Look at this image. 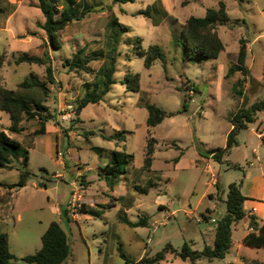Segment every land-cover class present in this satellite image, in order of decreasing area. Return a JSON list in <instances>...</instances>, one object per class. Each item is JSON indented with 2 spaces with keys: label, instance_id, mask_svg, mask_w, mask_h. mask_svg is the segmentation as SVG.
<instances>
[{
  "label": "rangeland",
  "instance_id": "obj_1",
  "mask_svg": "<svg viewBox=\"0 0 264 264\" xmlns=\"http://www.w3.org/2000/svg\"><path fill=\"white\" fill-rule=\"evenodd\" d=\"M95 1L104 9H97L84 19L69 23L60 34V48L50 47L44 38L41 41L40 33L45 34L37 26L28 31L32 35L29 45L22 40H5L8 33L0 29V55L4 53L3 60L10 63V66L5 64L0 72L7 78L6 86L16 89V83L29 74H35L41 81L45 78V65L28 62L17 65L12 61L13 58H9V51L16 48L41 55L47 52L55 83L48 84L50 90L47 97L38 89L34 95L44 97V103L52 112L57 109L75 112L78 98L85 91V84L93 79L92 75L81 70H71L64 63L82 47L88 53L99 49L103 44L106 23L111 16H116L129 27L123 39L140 36L145 48L150 44H159L164 57L156 59L151 67L146 68L143 58L129 52L126 44H122L123 54L118 58L116 82L101 101L82 108L80 125L74 122L63 130L65 134L72 132L74 137L69 143L62 140L59 144L62 153L58 160L63 157L68 163L66 168L58 163L54 154L46 151L42 142L44 136L32 134L39 126L37 119L24 120L25 130L14 134L8 131V113L0 111V130H5L24 146L34 140L33 146L26 148L27 169L33 173L31 178L25 186L16 187L12 196L8 188L0 189L4 191L0 195V217H6L0 218V231L7 233L10 251L20 257L40 248V237L45 226L52 220L60 221L72 249L66 264H125L118 247L131 259L141 258L146 251L154 255L168 242L180 249L183 242L187 241L199 249L202 246L201 233L206 232L205 237H208L209 224L203 226V222H196V218L210 202L208 192L218 190L217 197L226 198L228 184L243 180L244 169L251 167L248 161L256 166L261 165L264 170V146L260 148L258 138L247 128L240 130L238 144L227 151L222 163L208 153L209 149L225 146L227 131L231 127L228 114L242 104V97L234 89L237 80L243 79L242 74H225L236 59L240 38L252 40L258 35L260 41L264 42V0H222L231 18L226 24L216 26L225 49L217 58L205 59H187L182 41L178 38L182 25L190 15L203 16L207 8H217L221 0ZM17 2L19 0L9 4L0 0V28ZM149 6L152 8L148 14L146 10ZM31 14V11L20 6L10 18L13 28H18L25 17L29 18ZM254 49L258 50V46ZM127 52L129 56H126ZM17 54L12 52V55ZM101 62L98 59L91 60L89 66L97 69ZM128 70L140 75V90L137 92L129 90L124 83V75ZM263 73L264 61L262 64L256 63L252 76L248 74L236 86V89L243 90L247 104L263 98L264 78L261 77L260 82L254 79V75L263 76ZM184 101L185 111L165 117L154 127L146 125L147 103H154L166 111H176L182 108ZM67 105H71V108H67ZM257 114L264 119L262 111ZM69 122H73L72 118ZM255 125L252 123L253 127ZM80 128H83L82 131H79ZM119 129L129 132L126 133V140L118 147L115 146V140L100 135V131L109 134ZM261 129L264 130V124ZM90 131L95 134H89ZM149 136L154 137L157 143L151 170L146 171L141 167ZM91 145L105 150L97 152L90 148ZM110 148H124L133 155L129 172L122 174L125 178H121L114 189L111 190L104 179L90 184L88 175L83 172L77 177L79 166L89 167L107 162ZM253 149L258 151L259 160L252 152ZM198 153L204 158L195 164ZM22 154L23 151L12 161L14 168H0V181L14 183L18 180V169L15 167L19 166ZM179 156L181 161L176 163L178 160L175 158ZM233 164L240 168L233 167ZM41 169H45V172ZM59 172L64 174L63 179L53 177L52 174ZM77 178V182L83 186L81 198L74 205H69L67 201L72 197L70 182ZM215 179L218 187L213 184ZM134 183L147 188V192L138 191ZM87 186L89 190H98V196L108 197L106 207H103L105 203L97 204L90 193L85 194ZM164 192L171 201L167 211L160 208L166 205L156 203V196ZM128 200H132L135 205L128 211V217L146 215L152 220L157 219L158 224L139 226L137 230L122 221L119 218L123 216L121 209L127 206L130 202ZM221 204L225 211L223 200ZM63 207L69 217H84L82 213L91 214L90 209L100 214L71 220L60 214ZM242 232L241 224L233 225L232 239L238 238ZM242 249L248 257H264V249L247 246H242ZM230 250H236L234 241ZM169 258L174 259L172 255ZM212 260L210 262L201 258L196 264H223L222 258Z\"/></svg>",
  "mask_w": 264,
  "mask_h": 264
},
{
  "label": "trees",
  "instance_id": "obj_2",
  "mask_svg": "<svg viewBox=\"0 0 264 264\" xmlns=\"http://www.w3.org/2000/svg\"><path fill=\"white\" fill-rule=\"evenodd\" d=\"M115 2L124 3L134 0H114ZM99 2L95 0H37L36 6L40 9L43 20L37 21V27L41 29L47 43L52 48H60V34L64 28L73 21L84 19L89 13L97 9L103 10ZM99 7V8H97ZM149 6L146 10L148 13ZM142 12V11H140ZM149 14V13H148ZM230 16L226 9L224 1H219L218 7H209L203 16L190 15L184 24L178 38L182 41L183 50L187 59H205L217 58L221 51L224 50V43L216 29L218 24H226L230 21ZM129 30V27L121 23L116 16H111L105 26L102 46L93 52H86L85 48L78 49L74 54L67 58L64 65L69 69L81 70L92 75V81L85 84V91L78 98L76 110L81 111L88 104L98 103L104 98V95L110 90L111 85L116 82L115 72L120 55L123 54L122 44L125 43L129 52L143 58V65L146 68L151 67L156 59H163L164 52L159 44H150L144 47L143 39L140 36L127 37L123 39V34ZM4 54V53H3ZM0 55V65L3 62L4 55ZM247 49L245 40L240 38L239 49L235 61L229 65L225 76L241 73L243 79H238L236 86L241 84L249 74V69L245 63ZM126 56H129L128 52ZM102 60L97 69L89 66L91 60ZM12 61L16 64L28 62L33 64L45 65V78L41 81L36 75L29 74L16 89L8 88L0 75V111L6 112L10 118L8 131L14 134H20L25 130L24 120L37 119L39 126L33 130V135L43 134L46 130L47 122L55 120L56 113L51 112L49 106L44 103V97L48 96V84H54L53 69L51 60L47 52L42 56L22 53L14 57ZM126 87L134 92L140 90V75L137 72L128 70L124 75ZM235 92L243 98V90L236 89ZM40 90L44 97L38 98L34 91ZM235 111L228 114L232 128L227 133L226 144L222 148L209 149L208 153L218 162L225 160V155L230 148L238 144L237 135L240 130L248 127L256 119L260 111H264V98L258 99L250 104L241 100ZM146 125L154 127L165 117L173 116L186 110V102H183L182 108L176 111H166L154 103H147ZM80 116H74L76 121ZM101 132V131H100ZM125 129L114 131L110 135L101 132V136L115 140L117 143L126 140ZM89 134H95L90 131ZM34 140H31L24 146L19 140L14 139L5 130H0V168L12 169L13 160L18 158L23 151L18 169V180L14 183H3L0 186L11 188H21L26 185L33 173L27 169L28 165V148L33 146ZM157 140L149 136L146 140L145 152L142 169L151 170L153 163V154L155 152ZM25 148H24V147ZM27 148V149H26ZM97 148V147H94ZM133 155L125 149L111 150V159L109 162L99 168L98 175L104 179L110 188H114L120 181L121 175L127 172L131 164ZM240 168L239 165H232ZM45 172V169H41ZM218 187V182H216ZM242 180L228 184L226 194L225 212L216 219L214 226V243L213 245H204L201 250L193 249L191 245L184 241L180 249H176L171 243H166L164 247L154 255L148 252L139 259L134 261L130 259L123 250L118 247L119 254L125 262L133 264H160L167 260L171 255L182 261L196 264L201 258L212 260L214 258H224L231 247L232 226L238 223L246 212L243 208V202L246 197L241 192ZM137 190L147 192V188L135 185ZM66 208L62 209V214H66ZM202 219L207 220V215L202 214ZM131 226H146L147 216H139V220L129 222ZM249 224L256 228V231L249 232L244 238L245 245L253 248L264 247V219L259 224L254 215L249 216ZM71 255V246L67 232L62 228L57 220L50 221L48 227L41 235V247L35 252L25 254L21 257L16 256L10 251V245L6 232L0 231V264H65ZM247 264H263L257 259H252Z\"/></svg>",
  "mask_w": 264,
  "mask_h": 264
},
{
  "label": "crops",
  "instance_id": "obj_3",
  "mask_svg": "<svg viewBox=\"0 0 264 264\" xmlns=\"http://www.w3.org/2000/svg\"><path fill=\"white\" fill-rule=\"evenodd\" d=\"M5 1L8 2L9 4H15L16 3V0L15 1H12V0H8L7 1V0H5ZM36 2H37V0H32V1H30V0H19V2H17V5L11 10V12H9L8 16L3 21L2 27L0 28V29H3V30H6V32L8 33L7 37H4L5 40H7V41H9V40H22L24 43H28V45H29V43L31 42L32 35L29 34L28 31L34 29L37 26V21H42V18H43L41 11L40 12L38 11L40 9L36 6ZM20 6H22L26 11H31V13H32L31 15L32 16L29 17V18L25 17V19L23 20V23L18 25L19 26L18 28H13L14 26H12V24L10 22V18L15 12H17V10H18V8ZM33 16H35V18H33ZM40 37H41V41H43L42 38H44L46 40V36L42 35V33H40ZM245 39L244 40H245V45H246V49H247V55H246L245 63L247 65L248 69H249V76L251 77L252 76L251 72L254 71V69L256 68V63L262 64L263 61H264V42L260 41L258 35L255 36L252 40H249L248 38H245ZM41 44H44V43L42 42ZM256 45L258 46V50L254 49V47ZM224 49H225V44H224ZM12 52H14V53L18 52V54L17 55H12ZM9 53H10L9 58L17 57L18 55H20L22 53H28V54L37 55V56H42L44 54V52H43L42 55L39 54V53H29L28 51L23 52L20 49H16V48H13L12 51H9ZM247 58H249V61H247ZM5 64L7 66H10L9 61L3 60L2 64L0 65V72H2V68L3 69L5 68V66H6ZM0 75H2V74L0 73ZM254 77H255L254 79H256L257 81L260 82L262 80L261 77L264 78V73H263V76H258V75L255 76L254 75ZM6 79L7 78L3 76V80H4L5 83H6ZM16 84H17L16 85V88H17L19 82L16 83ZM260 85H261V83H260ZM246 88H248V85H247ZM254 91H255V89H254ZM254 91H252V92L254 93ZM263 98H264V96H263ZM252 102H254V101H252ZM58 106H60V105H58ZM76 111L74 112V116H75ZM59 112H60V109H57V111L54 112V113H56L55 120H51V121L47 122L45 132L43 134H39V135H43L44 136L43 137L44 139L42 140V142L45 145L46 151L49 154H54V156H55L56 160L58 161V163L61 164V166L63 168H66L67 165H68L67 161L63 160L62 159L63 157L60 160H58L59 156L62 153L61 150H59V144H60V142L62 140L66 141L68 143L72 141V138H74L73 135H72V132L71 133L68 132L67 134H65L63 132V130L65 128H67L68 126L72 125L74 122H76L77 125H80V123L82 122L80 114L82 112L80 111V114H79L80 118L78 120H76V121L71 122V123L69 122V120H71V119L67 120L68 122L67 121H60L58 119ZM262 113H264V111H262ZM253 123H256V125H255L256 127H253L252 123H251V124L248 125L247 130H251L252 134H255V136L259 140L258 141V145L261 148V147L264 146V145H262V144H264V130L261 129L262 125L264 124V119L260 118L259 114H257L256 115V119H255V121ZM231 128H232V125L229 128V130ZM82 129L83 128H80L79 131H82ZM229 130L227 131V133L229 132ZM103 134H105V133H103ZM110 134H112V133L105 134V135H110ZM240 134L241 133L239 132L237 138H239L241 136ZM122 142L123 141H120V142L117 143L115 141V146L118 147ZM94 147H97V148H94ZM195 147H196V144H195ZM90 148L92 150L97 151V152L101 151L102 149L105 150V148L100 147V146H95V145H91ZM113 149H119V148H113ZM113 149L112 148L109 149L110 155H109V157L107 159L108 160L107 162H109L110 159H111V150H113ZM122 149H124V148H122ZM252 152L255 154L256 159L259 160L260 156H259L258 151L253 149ZM197 156H198V158L195 159V162H194L195 164H197L198 161H200L201 159L204 158V157H202V155L200 153H198ZM175 160H178V162H176V163H179L181 161L180 156L175 158ZM107 162H105L104 164H106ZM104 164H102V165L94 164V165L89 166V167L88 166H81V167L79 166L78 169H77L76 175L78 177V176L81 175L82 172L84 174L88 175L87 176V180L90 181V184L93 183L95 180L101 181L102 179L99 177L98 171H99V168L101 166H103ZM129 166H128L127 172H129ZM248 166H251V167H248V168L244 169L243 174H242L243 175L242 176L243 177L242 185H241V188H240L242 194L246 197V199L243 202V208H244V210L246 212V215L238 223L234 224L235 226L238 225V224H241V226L243 228V232L238 236V238H235V240H234V239H232V231H231V245H233V241H234V244L236 246V250L235 251H231L229 249V251L227 252L225 257L222 258L223 264H247L252 259H257V260L261 261L264 264V257H257V258L248 257V256L243 254L244 250L242 249V246H247V245L244 244L243 238L249 232L256 231V228H253L249 224V216L250 215H254L256 217L257 222L259 224H261L262 220L264 219V170H263L261 165H257L256 166V165L253 164V162H249V161H248ZM91 173H92V175H91ZM47 175L49 176V174H47ZM52 175L56 179H63V176H64V174L60 173V172L59 173H54ZM89 175H91V176H89ZM122 176L123 175H121V178H125V177H122ZM213 177H215V175H213ZM121 178H120V180H121ZM77 180H78V178H77ZM73 181H75V179L70 182V185L73 183ZM216 182H218L217 179H215L213 181V184H215V186L217 187ZM6 184H9V183H6ZM135 185L139 186L138 183H134V187H135ZM88 187L89 186H87L85 188V194H89L90 193L91 194V198L94 199L97 204L105 203V206L103 204L102 205H103V207H106V203L108 202V200H107L108 197L107 196H101V195L98 196L100 194L98 190H95V189H90L89 190ZM3 188L4 187L0 186V189H3ZM5 189H7V188H5ZM112 189H114V188H111V190ZM9 191H11L10 196H12L13 193L15 192L14 188L9 189ZM3 193H4V191H0V195H2ZM217 194H218V190L216 192H208L207 195H208V198H209L210 202H208V204L205 206L204 211L200 212V216L198 218H196V222H201V223L203 222L202 223L203 226L206 225L207 223L209 224V227H208L209 228L208 229L209 234H207L208 237L207 238L205 237L206 232L201 233L202 246H201V248H199L197 250H201L204 245H213V243H214V226H215V224H213V221L214 220L216 221V219L219 218L225 212L223 210V207H222V204H221V200H223V202H224L225 198L224 199L223 198L219 199L217 197ZM128 201H130V202L127 203V206L124 207V209H121V211L123 213V216L119 217V218H121L122 221H124L126 224L131 226L129 224V222H134V221L139 220V215L137 217H135V218H131V217L127 216V213H128V211H130L131 207L135 206L133 204L132 200H128ZM170 202L171 201L166 196L165 192L162 193V194H158L156 196V203L157 204L166 205L164 207H160V208H162V211H167L168 210V204ZM211 203H213V204L211 205ZM91 204H93V203H91ZM136 207H137V204H136ZM62 209L60 211V214H62ZM89 212L92 215H96L98 213L100 214V212H98V211H96L94 209H90ZM203 213L207 215V220H203L202 219V214ZM82 214H83L82 216H84V217H69V216H67V213H66L65 214V218L66 219H71V220H79V219H82V218H87L86 217L87 215H91L89 213H82ZM0 218L1 219H5L6 217H0ZM88 218H91V217H88ZM157 221H158L157 219L152 220L150 217H147V225H152V226L157 225L158 224ZM49 223L45 226L44 231L48 227ZM59 223H60V221H59ZM131 227L134 228V229H137V230L139 228V226H131ZM232 228H233V226H232ZM250 228H253V230H251ZM191 247L193 249H196L193 246H191ZM247 247H249V246H247ZM250 248H253V247H250ZM255 249H264V247L255 248ZM71 255H72V249H71ZM71 255H70V257H71ZM139 259L140 258L138 257L137 259H132V260L137 262V261H139ZM168 259L163 261V262H161L160 264H177L179 262H180L179 264H192L190 262L182 261V260H180L178 258H175V257H174V259H170V258H168ZM200 260H198V261H200ZM67 261H66V263H67ZM208 261L213 262V260H208ZM125 264H127V263L125 262ZM128 264H133V263H128Z\"/></svg>",
  "mask_w": 264,
  "mask_h": 264
},
{
  "label": "built area",
  "instance_id": "obj_4",
  "mask_svg": "<svg viewBox=\"0 0 264 264\" xmlns=\"http://www.w3.org/2000/svg\"><path fill=\"white\" fill-rule=\"evenodd\" d=\"M67 108H71V105H67ZM73 117H74V111L62 110L59 112V115H58V119L60 121H67ZM71 188H72V197L67 202L69 203V205H74V202L81 198V194H82L81 192H82L83 186L81 183L77 182V179H76L71 184ZM250 229L253 230V228H250Z\"/></svg>",
  "mask_w": 264,
  "mask_h": 264
},
{
  "label": "water",
  "instance_id": "obj_5",
  "mask_svg": "<svg viewBox=\"0 0 264 264\" xmlns=\"http://www.w3.org/2000/svg\"><path fill=\"white\" fill-rule=\"evenodd\" d=\"M79 114H80V111L77 110L76 113H75V116H79ZM41 185L45 186L44 184H41ZM216 222H217V221L214 220V221H213V224H216Z\"/></svg>",
  "mask_w": 264,
  "mask_h": 264
}]
</instances>
